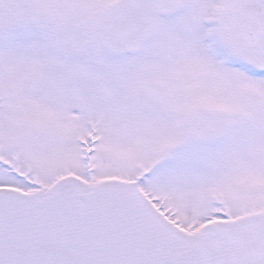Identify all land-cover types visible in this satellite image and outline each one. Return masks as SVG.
<instances>
[{"label": "snow or ice", "instance_id": "obj_1", "mask_svg": "<svg viewBox=\"0 0 264 264\" xmlns=\"http://www.w3.org/2000/svg\"><path fill=\"white\" fill-rule=\"evenodd\" d=\"M0 264H264V0H0Z\"/></svg>", "mask_w": 264, "mask_h": 264}]
</instances>
